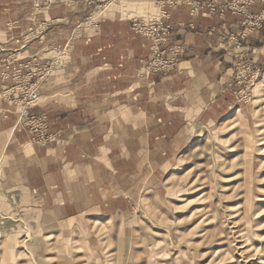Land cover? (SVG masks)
<instances>
[{"label": "crops", "instance_id": "1", "mask_svg": "<svg viewBox=\"0 0 264 264\" xmlns=\"http://www.w3.org/2000/svg\"><path fill=\"white\" fill-rule=\"evenodd\" d=\"M167 10L169 22L181 25L170 42L185 52L167 74L142 77L152 43L131 19L155 17L151 0L105 7L100 0H0V71L13 51L44 61L65 53L30 109L53 141L33 142L16 126L15 105L2 96L11 82L0 76V195L12 209L53 221H118L140 195L152 194L158 172L193 131L242 111L229 103L233 68L223 40L239 31V19L191 14L185 5ZM29 29L33 37L21 43ZM243 44L253 61L264 60V30Z\"/></svg>", "mask_w": 264, "mask_h": 264}, {"label": "rangeland", "instance_id": "2", "mask_svg": "<svg viewBox=\"0 0 264 264\" xmlns=\"http://www.w3.org/2000/svg\"><path fill=\"white\" fill-rule=\"evenodd\" d=\"M245 53L242 111L193 131L118 221H53L0 195V264H264V60Z\"/></svg>", "mask_w": 264, "mask_h": 264}, {"label": "built area", "instance_id": "3", "mask_svg": "<svg viewBox=\"0 0 264 264\" xmlns=\"http://www.w3.org/2000/svg\"><path fill=\"white\" fill-rule=\"evenodd\" d=\"M103 7L125 0H100ZM157 8V15L151 18L131 19L133 31L148 38L152 45L149 56L140 69L142 77L151 74L165 75L170 72L185 52V46L180 42H170V37L181 25L169 22L168 6L185 5L191 14L204 13L209 16L224 18L231 14L239 19L240 29L236 33H228L223 40L229 43V55L232 58L234 80L242 85L241 92L248 89V85L256 78L257 68H252L246 58L243 42L253 32L264 30V0H151ZM259 5L257 11L253 8ZM101 9L100 14L102 13ZM96 17H88L87 22L94 23ZM188 26H191L190 24ZM33 30L29 29L21 36L22 43H27L33 37ZM64 49L48 60H40L36 56H17L11 52L3 59L0 76L3 81H10L9 87L2 91V96L15 105L17 117L16 126L26 129L31 140L36 143H47L54 140L48 124L41 116L30 113V109L37 103L39 87L45 77L56 69L64 57ZM247 62V63H246Z\"/></svg>", "mask_w": 264, "mask_h": 264}]
</instances>
